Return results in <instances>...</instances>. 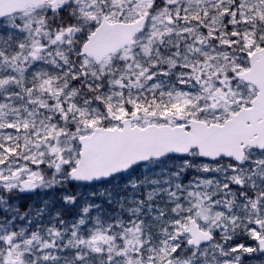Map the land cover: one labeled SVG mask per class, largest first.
<instances>
[{
  "label": "snow or ice",
  "instance_id": "6c2138e0",
  "mask_svg": "<svg viewBox=\"0 0 264 264\" xmlns=\"http://www.w3.org/2000/svg\"><path fill=\"white\" fill-rule=\"evenodd\" d=\"M0 264H264V0H0Z\"/></svg>",
  "mask_w": 264,
  "mask_h": 264
}]
</instances>
